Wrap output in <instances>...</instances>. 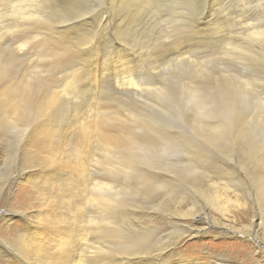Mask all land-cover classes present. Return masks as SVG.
<instances>
[{"label": "rangeland", "instance_id": "obj_1", "mask_svg": "<svg viewBox=\"0 0 264 264\" xmlns=\"http://www.w3.org/2000/svg\"><path fill=\"white\" fill-rule=\"evenodd\" d=\"M1 5L0 11L2 14L0 16L3 17L4 14L5 16L3 19L0 17V34L4 31L5 35L0 36V43L6 42L4 45L0 44L3 46L1 54L10 59L11 72L15 77L24 78L28 76L30 78L35 75L41 78L42 76L43 89L50 86L59 87L61 99L55 109V113L59 117L62 115L61 118L63 119L78 118L81 121H89L94 120L98 112L111 116L120 113L122 119L120 123L129 127L137 124L138 121H135L137 117L143 119L152 117L157 126L162 127L163 124V126L173 130L179 126V122L174 118L176 114L182 113L185 118H189L196 112V102L189 92L192 91L193 86H200L202 91H205L204 85L213 83L216 88L213 93L217 95L216 90L222 87L224 82L233 81L232 83L235 84L236 81L247 80L251 82V88L255 89L254 92L257 93L241 101L233 99L228 112L231 115L246 114V119L249 120V125L246 126L263 143L261 150L264 153L262 121L256 119V115L264 113V108H262L264 107V35L250 34L251 30L249 32L246 28L250 23L253 31L264 30V0H201L195 3V6L194 4L188 6L189 10L187 9L188 11L185 12L187 16L183 12L180 14L182 17L179 14H170L171 10L162 12V10H165L163 6L158 7L160 10L157 7H151L149 12L142 18L134 16L131 19L127 13L121 15L111 13L109 15L106 0H12L9 3L10 6H7L8 8L4 7L2 2ZM21 14L22 17H20ZM30 14L31 17H29ZM7 18L12 19L14 23L17 22L11 26L13 30L15 29L12 30V33L6 32L8 23L5 19ZM18 23H21V26ZM37 29L39 32H36ZM59 40H64L68 45V50L71 51L68 53L75 58L71 63H55L54 59L43 55L47 49L50 50L54 44H57L56 42H60ZM82 40L86 41V44L79 42ZM144 46L147 48L145 47V49ZM119 57L126 59L128 62L130 61L129 71L117 68L116 65L122 62L118 60ZM75 69H78V72L81 71L79 72L81 76L74 89L73 87H67L65 84L69 80L67 76L71 73L70 71ZM258 78L259 81H257ZM161 88L164 89L161 90ZM165 91H169L170 96H166ZM206 93L212 95L211 92L206 91ZM174 105H177L178 108L176 106L174 108ZM177 109H180V112ZM170 120L174 122L171 123ZM69 127H72V125ZM74 129L78 131L76 125H74ZM62 132L73 133L74 138H76L74 145H76L78 132L72 130H63ZM256 138L254 139L257 140ZM66 144H69V142H66ZM91 146H89L91 152L89 151L87 157L90 159L88 168L94 172L93 177L110 176L111 184L114 187L103 191L109 193L114 189V192H121L122 185L128 183L125 181L127 180L126 176L119 172H117L118 175H110L105 170V166L108 167L109 163L114 165V167H109L117 170L119 165L114 163L116 161V150L113 151L110 148L113 153L103 152L97 146L96 141ZM7 149L5 132L0 127L1 168L5 166L8 155ZM68 153L66 151V161L69 162V164H65L67 168L63 166L59 170V174H53L55 171H52L51 175L54 176V179L46 175L48 182L44 184L45 187L42 186L41 188L32 185L30 182L34 171H42L38 163L30 165L25 178L19 174L22 169L20 164L18 162L12 163V168L7 171L10 178L8 184L10 185L4 189L5 191L0 199V236L17 237L18 232L15 230L9 229L6 231L7 221L18 209L17 207H26L28 209L27 213L31 216L32 209L43 208L44 194L45 199L46 196L49 197L51 195L49 188H53V186L57 188L55 183L59 179H62L64 183H66L68 176L73 179L74 173H77L75 169L78 167L73 163L77 159L71 158ZM235 156L237 159L243 157L239 152ZM101 158L105 161V164L101 165L97 161ZM177 158L187 162L186 155L183 152L174 157V159ZM207 158L209 159L206 160L204 166L212 158L226 159L224 152L219 149H212V157ZM232 163L235 164L236 160ZM53 165L56 166L57 164ZM241 169L234 168L233 175L243 178L241 185L247 191H243V193L246 198L249 197L250 203L248 202L246 209L237 211L236 215L231 217V223L237 229L242 225L249 224L251 218L257 212L264 216V212L258 207L263 202L258 197L255 188L256 175L259 171L252 168ZM128 171L132 172L131 169ZM127 175L129 174L127 173ZM134 176H137V174ZM113 178L115 181L112 180ZM52 183H54L53 186H51ZM39 189H42L40 190L42 197L39 195ZM52 193L57 195L58 191ZM188 194L194 195L193 192ZM54 195L52 199L56 198ZM79 195L80 197L76 196L78 199L74 197V201L77 200L78 202L81 199L79 201L80 207L86 206L93 198H91L88 191H85L83 196L81 193ZM66 199L69 198L66 197ZM94 203V206L90 205L87 207L88 209L85 207V210H83L91 215V218L114 215L117 220L116 215H120L119 209L116 207L111 206L104 209L102 204ZM175 208V205H171L169 213L165 214L164 207H161L154 214L157 229L152 239L157 245L163 244L161 246H165L166 241L170 242L176 238L185 226L208 228V231L202 230L201 235L199 234L197 237L189 235L181 239L176 247L172 246L167 251L165 264H264V225L258 226L260 222L257 217H255V225L243 229L245 232L242 230L232 231L228 229V226H212L209 216L202 217L203 213L208 211H212L211 214L217 218L221 217L220 213L215 211L209 204L203 202L201 208L200 206L197 207V204L193 205L185 202L181 206L183 209V216L181 217L175 214ZM190 208L194 209L195 217L184 215ZM254 208H256L255 213ZM68 210L73 209L66 206L62 209V212H69ZM11 220L18 230L27 226L21 215L12 216ZM108 221L105 220L102 222L103 226L101 228L88 234L95 248L100 246L116 247L117 241H115V245L113 241V243L109 242L115 239L109 238V235L123 229V224L118 220L114 223ZM97 236H103L104 239ZM95 248L91 256L94 261H106L115 258L116 253H108V251L101 253ZM183 258L186 259V262L175 263V260ZM137 260L138 258L134 260V264L140 263V260ZM0 264L11 263L0 259ZM23 264H28V262L26 261ZM140 264L144 263L141 262Z\"/></svg>", "mask_w": 264, "mask_h": 264}, {"label": "bare ground", "instance_id": "obj_2", "mask_svg": "<svg viewBox=\"0 0 264 264\" xmlns=\"http://www.w3.org/2000/svg\"><path fill=\"white\" fill-rule=\"evenodd\" d=\"M10 1L12 0H0V5L2 2L4 7L10 6ZM106 1L109 15L111 13H119V15L127 13L131 19L134 16L142 18L149 12L151 7L158 8L160 6L165 8V10L161 9L162 12L171 10L170 14H179L180 16L181 13L184 12L183 14H185L186 10H189L188 6L190 7L192 4L195 6V3L201 0ZM158 10L160 9L158 8ZM1 14L2 12L0 11ZM22 16L21 14L20 17ZM185 16H187V13ZM29 17H31V14ZM5 20L8 23L6 32L12 33L13 29L11 26L17 22L14 23L9 18ZM66 24L64 25L66 26ZM129 27L131 28V26ZM246 28L249 32L251 30L250 34L257 36L264 35V30L253 31L252 24L250 23ZM36 32H39L38 29ZM3 34L4 31L0 36ZM59 41L50 50L47 49L43 55L54 59L55 63H71L75 58L68 53L71 52L68 50V45L64 40ZM79 42H83L84 44L86 41L82 40ZM4 43L6 42H1L0 44L4 45ZM149 46L151 47V45ZM2 47L0 45V127L5 132L8 155L4 168L0 166V199L3 196L2 193L5 191L4 189L10 185L8 184L10 178L7 175V171L12 168V163L18 162L20 164L22 169L19 174L24 178L25 174L29 172L28 168L30 165L38 163L42 171H34L30 182L39 188L45 187L44 184L48 182L46 175L54 179V176L51 175L52 171H55L53 174H59V170L63 166H66L65 164H69L66 161V151L69 152L68 154L71 158L77 159L75 163H72L78 167L75 169L77 173L72 174L73 179L68 176L66 183L62 179H59L55 183L57 188L52 183L51 186L53 188H49L51 195L49 197L46 196L45 199L44 194L43 201L45 202L42 204L43 208L32 209L31 216L27 213L28 209L26 207H17L18 209L15 210L13 215L9 214L12 216L21 215L27 226L18 230L11 220L12 216L9 218L6 231L9 229L15 230L18 232V235L14 238L0 236V259L7 260L11 264H23L26 261L28 264H134V260L138 258L137 261L140 260V263L143 262L144 264H165L167 251L172 246L176 247L181 239L189 235L197 237L202 230L208 231V228L185 226L176 238L170 242L167 240V244H164L165 246H161L163 244L157 245L152 239L157 229L154 214L159 211V208L164 207L165 214H167L171 205H175V214L181 217L183 216L181 206L185 202L192 203L193 205L197 204V207L200 206L201 208L204 202L219 212L221 215L219 218L212 215V211L203 213L202 217L209 216L212 226H228L229 230H242L245 232L243 229H248L255 225V217L260 222L258 226L264 225V216L258 212L254 214L256 208L253 209L254 215L249 224L242 225L237 229L231 223V217H234L237 211L246 209L248 202L250 203L249 197L247 196L246 198L243 193V191L247 192L246 188L241 185L243 178L233 175L234 168L238 170L241 168L244 170L252 168L259 171L256 175L255 188L258 197L263 203L261 206L257 205L264 212V153L261 150L263 143L246 126L249 122L246 119V114L231 115L228 112L233 99L241 101L257 93L254 92L256 91L255 89L251 88V82L247 80L236 81L237 83L235 82V84L232 83L233 81L224 82V85L216 90L217 95L213 93V90L216 89L213 83L204 85L205 91H202L200 86H193L192 91L189 92L196 102V112L189 118H185L182 113L176 114L174 118L179 122V126L173 130L168 129L163 124L162 127L157 126L152 117L148 119L137 117L135 120L136 122L138 121L137 124L129 127L120 123V120H122L120 113L111 116L98 112L94 120L89 121H81L78 118L63 119L61 118L62 115L59 117L55 113V109L58 107L61 99L59 87L50 86L43 89L42 84L44 81L41 79V74V78L35 75H32L30 78L28 76L24 78L15 77L11 72L10 59L1 54L3 52ZM119 58L118 60L122 62L116 65L117 68L119 70H128L130 61L128 62L126 59ZM78 69L80 70L79 67ZM78 69L70 71L71 73L67 76L69 80L65 84L67 87L74 88L78 84V79L81 76L79 75L81 71L78 72ZM257 81H259V78ZM163 89L161 88V90ZM206 91L211 92L212 95L206 93ZM165 92L166 96H170L169 91ZM175 106L178 108L177 105H174V108ZM179 110L177 109V111ZM256 119L257 121H262L261 129L264 130V113L256 115ZM170 122L173 123L174 121L170 120ZM71 125L72 127H69ZM74 125L77 126L78 131L74 129ZM63 130L78 132L76 145H74L76 138H74L73 133H63ZM259 137L261 138V136ZM95 141L103 152L111 153V150H116V161L114 163L119 165L117 170L111 168L114 167V165H111L113 163L108 164L111 167L105 166V170L110 175L119 172L126 176L127 180L125 181L129 184L122 185L121 192H114V189L109 191V193L104 192L103 190L114 187L111 184L110 176L95 178L93 177L94 172L88 168L90 159L87 156L89 151L91 152V144ZM63 142L65 143L64 145ZM66 142H69V144H66ZM89 146H91V149ZM212 149H219L224 152L226 159L212 158L204 166L206 160L208 161L209 159L207 157H212ZM181 152L186 155L187 162H183L180 158L174 159ZM237 152L243 157L237 159L235 156ZM235 160L236 163H232ZM97 161L101 165L105 164L102 158ZM71 168L73 167L71 166ZM130 169L131 173L128 171ZM136 174L137 176H134ZM38 178L41 179L37 180ZM112 180L115 181L114 178ZM40 190L42 189H39V195L42 197L43 195ZM53 191H58V194L54 195ZM85 191H88L91 198H93L86 206L80 207L79 201L81 199L77 202V200L74 201V197H80L79 193L83 196ZM188 191L190 193L193 192L194 195L188 194ZM53 195L56 196L55 199H52ZM66 197L69 199H66ZM83 199L85 200L84 197ZM94 202L102 204L104 209L111 206L119 209L120 215H116V218L122 222L123 229L109 235V238H115L114 240L109 241L106 239L111 243L114 242V245L115 241H117L115 248L108 246L95 248L93 241L88 237L89 233L101 228L103 226L102 222L105 220H109L108 222L112 223L117 221L114 215L91 218V215L83 210L90 205L94 206ZM66 206L73 210L62 212V209ZM184 215L196 216L193 208L188 209ZM97 237L104 239L103 236ZM94 248L101 253L105 251L116 253L114 255L115 258L106 261H94L91 258ZM74 261L75 263H73ZM182 261L186 262V259H177L175 263Z\"/></svg>", "mask_w": 264, "mask_h": 264}]
</instances>
